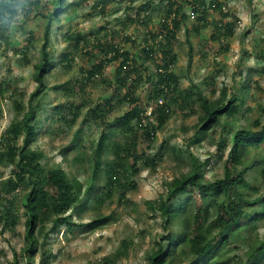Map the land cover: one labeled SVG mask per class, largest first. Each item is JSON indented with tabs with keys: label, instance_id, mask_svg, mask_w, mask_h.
<instances>
[{
	"label": "trees",
	"instance_id": "1",
	"mask_svg": "<svg viewBox=\"0 0 264 264\" xmlns=\"http://www.w3.org/2000/svg\"><path fill=\"white\" fill-rule=\"evenodd\" d=\"M114 1L117 0H24L22 12L25 21L40 18L45 22L44 42L34 63L33 75L37 87L29 94L28 101H24V91L14 90V96L18 95L13 99L17 115L0 136V163L10 166L9 176L0 183L1 231L16 232L21 219L20 211L23 210L25 245L21 258L26 264H34L41 250L40 264H47L51 252L46 248L45 238L49 234L62 226L70 229L85 224L87 230L92 231L108 224L111 216L101 213L94 214L86 223L77 221L82 219V213L90 203L100 210L105 201L116 194L120 203L128 204L127 194L138 186L135 177L143 168L155 171L164 159V151L169 148V141L164 140L160 148L154 150L157 131L172 116L181 112L186 117L197 115L193 135L185 137L186 145L178 148L180 153L177 154V157H182L187 153L191 168L166 180L159 196L145 201L154 215L160 217L164 227V233L159 234L156 244L146 252L147 261L148 264H212L219 256L227 255L231 247L239 249L248 246L247 242H243L248 236L242 232L241 224L249 225L264 215V192L252 199L244 191V188L251 187L246 179L249 171L257 170V162L250 163L247 152L251 148L264 147V122L257 118L252 129H227L222 119L241 113L243 96L233 93L227 97L228 90L223 88L219 96L211 98L200 85H195L193 90L181 88L180 77L173 70L178 61L174 42L182 27L189 29L188 23H192L197 35L203 28H209V39L218 43V49H229L226 40L234 36L240 18L225 2L159 0L155 3V0H146L136 6L127 5L123 27L128 28L133 23L147 26L142 34V46L136 53L116 38L122 35V40L131 44L137 40L120 34L116 27L104 28L103 37L95 36L92 43L80 31L67 35L68 40L75 42L76 49H85L79 66L83 77L71 84H54L50 89L69 98L84 94L92 85L104 84L111 90L104 99L88 108L68 145L62 148L64 159L71 157L75 167L67 169L60 163L53 166L44 164L45 152L36 146L43 134L62 137L67 131L65 126L73 127L87 106L85 100H72L54 106L50 114L43 116L48 96L46 80L54 65L49 47L54 22L60 20L64 13H75L85 4L90 5V13L106 15ZM134 1L131 0V3ZM210 9L218 11L219 15L210 18ZM158 10L161 17L157 25L152 26L151 12ZM16 13L13 0H0V41L7 44L11 40L9 30ZM26 33L24 46L16 49L22 53L25 65L30 63V53L38 40L34 30ZM192 55L190 41L189 64L193 60ZM61 57L64 66L72 70L74 52L66 50ZM149 61L155 64L154 72L150 71ZM107 66L115 67L111 79L105 71ZM248 71L245 80L239 83L244 95L251 89L252 70ZM143 83H147L148 87L146 100L144 93L139 92ZM205 83L213 85L211 92L215 95V81L207 79ZM10 87H13L10 79L0 77V99ZM123 106L127 107L121 112L119 108ZM111 113L112 118L109 117ZM45 119L49 121L45 123ZM87 119L99 132L89 147L83 146L81 141V130ZM222 126L217 148L214 153L209 152V158L223 153L230 139L224 175L206 179L202 172L205 163L199 160L192 146L202 144ZM182 129L185 130V127ZM81 147L88 148L86 154H82ZM85 160L89 175L83 179L76 172L86 171ZM259 172L264 177V167ZM96 186L100 188L94 192ZM255 206H259L260 210L251 214L250 210ZM130 246V242L124 240L115 255L104 258L105 264H113L114 258L122 257ZM259 256L261 258L256 263L264 261V242L254 250L249 249L246 262L239 264H250ZM12 264H20L16 252Z\"/></svg>",
	"mask_w": 264,
	"mask_h": 264
},
{
	"label": "rangeland",
	"instance_id": "2",
	"mask_svg": "<svg viewBox=\"0 0 264 264\" xmlns=\"http://www.w3.org/2000/svg\"><path fill=\"white\" fill-rule=\"evenodd\" d=\"M145 1L135 0L133 3H131V0L114 1L111 5L112 8L106 15L100 12L90 13L92 11L90 5L85 4L78 8L75 13H64L60 20L54 22L49 45L54 65L46 80L48 87L45 89L48 90V96L43 116L50 114L54 106L66 104V102L72 100L76 102L85 100L87 106L83 108L73 127L68 128L65 126L67 131L62 137L48 134L40 136L36 146L45 152L42 161L44 164L47 163L53 166L60 163L67 169L75 167L72 164L71 157L64 159L62 148L68 145V140L77 130L83 117L86 116L88 108L100 99H104L111 90L110 87L104 84L92 85L87 88L84 94L80 93L73 98H69L61 92L50 89V86L54 84H71L74 82L73 80L83 77L79 66L85 49H76L74 47L75 42L68 40L67 35L80 31L92 43L95 36L103 37L105 34L104 28L112 29L116 27L120 34L132 36L137 40L136 43L131 44V42L122 40V35L116 38L124 47H129L133 53H136L142 46V34H144L143 31L146 30L147 26L133 23L130 27L124 28L122 23L126 21L127 5L136 6ZM158 1L155 0V3ZM221 1L225 2L240 18L234 36L226 40V43L230 46L229 49L227 51L218 49V43L209 39V28H203L202 32L197 35L192 28V23H188L189 29L182 27L178 32L177 40L174 42L175 51L178 53V61L174 64L173 70L180 77L181 88L193 90L195 85H200L211 98L219 96L223 88L228 90L227 97H230L233 93L243 96L244 106L241 113L232 118L224 116L222 120L224 124H227V129L231 131L242 127L252 129L255 127L254 122L257 118H260L262 123L264 122V0H252L251 3L248 0ZM13 2L16 5L17 13L10 25L11 40L9 44L0 41V77L9 78L13 86L0 99L2 109L0 136L5 132L13 117L17 115L13 106V99L17 98L18 95L14 96V90L24 91V101H28L29 94L37 87L33 75L34 63L38 60L39 48L44 42L45 22L43 19L30 18L25 21L22 12L24 0H13ZM210 10V18L219 15L218 11ZM254 14L256 17H254ZM151 16L153 17L151 24L156 26L161 17V11H152ZM31 29L37 34L38 40L30 53V63L25 65L23 64L22 53L16 51V49L24 46L28 35L26 32ZM190 41L193 47L191 64H189ZM66 50L73 51L75 55L72 70L66 68L62 61L61 56ZM149 62L150 71L154 72L156 70L155 64L152 61ZM114 70L115 67L113 66L105 68L109 79L112 78L111 75ZM140 70L142 71L143 68L140 67ZM248 70H252L251 89L244 95L241 93L239 83L245 80L248 72H250ZM207 79L215 81V95L211 92L213 85L207 86L206 83L204 84ZM139 92L140 94L144 93L146 100L148 96L147 83L141 84ZM126 107L123 106L119 109L123 112ZM112 115L111 113L109 117L112 118ZM87 120L81 130V141L83 146L89 147L92 141L98 137L99 132L98 128L89 119ZM48 121V119H45V123ZM196 122L197 115L186 117L179 112L172 116L157 131L154 142V150H158L164 140L169 141V148L164 151V159L155 171L151 168H143L139 175L135 177L138 186L127 194L128 204L120 203L118 194L107 199L100 210L95 209L90 203V206L84 209L82 219L77 221L78 223L88 222L97 213L110 215V222L92 231H88L85 224H80L70 229L62 226L56 232L49 234L45 238L46 248L51 252L47 264H105L104 258L115 255L124 240L129 241L131 246L124 252L122 257L114 258L115 262L113 264H148L146 252L156 244L159 234L164 233V227L161 225L160 217L154 215L145 201L158 197L164 189L163 183L166 180L178 176L181 172H187L191 168L187 153L184 152L185 154L182 157H177V154L180 153L179 149L186 145L185 137L193 135ZM184 127L185 130L182 129ZM222 132L223 126L218 131L211 133L212 137L204 140L202 144L197 143L192 146L199 160L205 163L202 172L206 179L219 178L224 175V165L230 147V139L227 140V147L223 153L212 156V159L209 158V152H215L217 140ZM81 151L82 154H86L88 148L85 150L81 147ZM247 160L250 163L257 162V172L255 170L249 171V175L246 176L251 187L244 188L247 195L254 199L261 192H264V177L260 176L259 172L264 167V147L251 148L247 152ZM83 164L86 171H83V169V172L77 171L76 174L86 179L89 175V167L86 160ZM9 173L10 166L0 163V183L9 176ZM256 186L257 189H254ZM100 187L102 186L100 185ZM100 187L96 186L93 189L94 192ZM90 198L89 196L88 199ZM259 208V206L252 208L250 210L251 214H256L257 210H260ZM20 214V224L17 226L16 232L1 231L2 227L0 225V264H12L15 252L18 254L20 264H26L20 255L25 245L23 210L20 211ZM241 225L242 232L248 236L243 242H247L248 246H241L239 249L231 247L227 255L219 256V259L213 261L212 264L246 262L247 251L249 249L254 250L264 242V215L256 222ZM41 240H44V238ZM241 243L239 244L241 245ZM40 254L41 250L38 251L34 264H40ZM260 258V256L257 257L250 264H264V261L256 263Z\"/></svg>",
	"mask_w": 264,
	"mask_h": 264
}]
</instances>
